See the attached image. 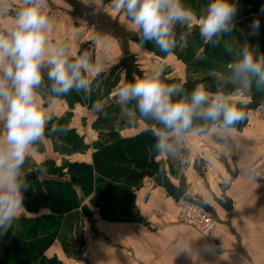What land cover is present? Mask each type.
I'll list each match as a JSON object with an SVG mask.
<instances>
[{
  "label": "crops",
  "instance_id": "obj_1",
  "mask_svg": "<svg viewBox=\"0 0 264 264\" xmlns=\"http://www.w3.org/2000/svg\"><path fill=\"white\" fill-rule=\"evenodd\" d=\"M48 1L60 17L57 20L50 18L49 44L63 41L70 45L73 56L84 47L93 59L104 60L105 70L92 77L95 88L91 86L92 90L97 88L102 92V84L111 77H119L122 82L124 75L111 74L110 69L125 53L136 55L134 48L138 42L126 17L113 10L110 0ZM5 2L12 8L6 16H0V32L10 29L11 15L19 6V1ZM50 85L45 77L37 92L43 106L50 110L52 119L46 125L44 137L36 142L42 151L34 148L35 151L26 157L22 168L24 174L35 173L47 162L57 167L64 163L91 165L93 146L100 140L99 130L94 126L99 113L90 108L89 94L75 91L63 97L56 96L50 92ZM247 114L244 125L229 133L231 139L227 142V150L233 153L230 158L223 155L226 150L224 142L198 135L186 138L182 154L185 163L181 164L178 158L158 155L155 158V162L164 163L169 175H172L171 168L183 172L190 195L200 197L210 205L212 212L209 215L215 228L209 239L180 220L179 203H174L163 189L156 186L143 188L147 179L144 178L139 189L133 190V207L146 226L128 221L107 222L101 219L98 210L89 206V198H86L81 207L62 216L63 229L66 230L57 234L45 256L54 257L62 264H264V175L257 180L246 176L243 171L246 162L252 165L264 154V111ZM66 115L69 116L66 130L80 139L84 148L74 150L64 145L59 153L55 151L59 143L55 144L49 131L54 125L52 120ZM119 129L116 128L121 138H130L147 128L137 127L131 130L132 133L123 131L124 127ZM225 165L231 171H237V175L230 177ZM38 177L53 178L47 175ZM169 181L174 184L171 179ZM223 191L231 201L230 212L213 202V198H219ZM48 214V209L28 212L23 205L9 229L0 231V245L6 244L7 234L14 232L21 218L33 219ZM78 253L81 259H78Z\"/></svg>",
  "mask_w": 264,
  "mask_h": 264
},
{
  "label": "clouds",
  "instance_id": "obj_2",
  "mask_svg": "<svg viewBox=\"0 0 264 264\" xmlns=\"http://www.w3.org/2000/svg\"><path fill=\"white\" fill-rule=\"evenodd\" d=\"M113 10L126 17L139 41L154 42L164 53L171 54L177 46V24L189 23L194 15L183 0H110ZM47 0H19L11 15L8 31L0 32V231H7L23 208L24 191L28 189L22 171L26 157L35 151L34 144L45 135L52 119L44 107L37 89L46 77L50 92L56 96L70 91L88 93L92 77L105 70L102 58L93 59L88 51L72 55L71 47L63 41L49 44L47 34L50 17ZM12 8L0 0V16ZM236 0H208L199 17V33L206 42L219 43L222 35L233 33L237 14ZM264 13V5L261 6ZM259 18L253 19L249 35L257 34ZM186 43V34L179 35ZM99 42V38L97 40ZM232 59L229 75L217 76L216 91L204 83L190 92L181 85L168 84L161 79L159 68L142 75H133L121 82L116 93L123 105L122 115L133 122L139 118L151 121L153 150L161 158H183L186 138L191 135L211 136L225 143V158L229 133L245 118V113L233 102V95L221 84H230L240 95H248L253 85L264 89V52L253 47L247 39L237 48H229ZM130 103L133 105L129 107ZM99 102L93 109L101 110ZM138 114V115H137ZM56 128L53 126L52 131ZM63 131V129H61ZM246 176H260L256 166L246 162Z\"/></svg>",
  "mask_w": 264,
  "mask_h": 264
},
{
  "label": "trees",
  "instance_id": "obj_3",
  "mask_svg": "<svg viewBox=\"0 0 264 264\" xmlns=\"http://www.w3.org/2000/svg\"><path fill=\"white\" fill-rule=\"evenodd\" d=\"M192 1L183 0V3L193 12V9L199 10L197 14L202 13L207 7L208 0H202L205 2L194 0L196 8H192ZM262 5H264V0H237L238 11L233 33L222 35L219 43L215 45L201 41L202 48H206V55L198 61H194V49L191 45L195 44L196 39L199 40V38L193 33H184L186 34V43H183L184 47L178 55V60L183 62L187 71L191 69L196 73H204L201 80L189 81L181 85L186 92H190L199 83H204L208 88L213 85L218 86L220 82L217 76L219 74L228 76L227 65L234 59L228 49L239 47L243 40L247 39L253 47L260 46L259 51L264 52V21L262 25L260 24L256 35H249V26L253 19H256L258 14H264L259 11ZM180 34L177 33V40H179ZM135 40L138 41L137 37ZM82 50L87 51L82 47L79 53L83 52ZM111 74H115V72H111ZM119 82V77L108 78L102 84V86L104 85L102 92L97 88L95 91L92 90V88L95 89L93 85L88 92L90 108H93L97 97L100 98L98 99L99 103L107 99ZM174 83L168 82V84ZM221 86L226 92L232 93L229 84H221ZM251 91L264 96L262 92L256 91L254 88ZM70 92L67 94H71ZM79 94L85 95L83 91H79ZM118 107V105L103 106L102 110L98 112L94 126L99 130L100 140L93 146L91 165L64 163L57 167L54 163L47 162L33 173L34 177L31 180H25L28 187L24 191L23 205L25 209L32 213L48 209L49 214L38 218H21L19 220L14 232L7 234L6 244L0 245V264H62L54 257L47 258L45 252L62 228L63 215L75 211L81 207L84 199L89 198V206L98 210L101 219L107 222L127 221L133 217L135 211L133 190L142 185L146 178L145 172L150 169L158 177L163 178L158 170L161 167L158 165L159 162L155 163L157 155L153 150L154 137L150 131L152 122L145 131L130 138H121L117 130L114 129V125L118 121H115L113 115L115 113L116 116ZM68 120V115L61 120H52L56 130L52 131L53 126L50 127V134L62 143L55 146V151L59 153L63 151L64 145H69L74 150L84 148L81 140L66 130ZM110 123H112V127ZM244 123L241 120L233 128L237 129ZM108 127L110 129H104ZM33 147L38 152L42 151L41 145L37 143ZM39 175L53 178L39 179ZM82 209L88 212L85 206H82ZM11 239H14L18 244H10Z\"/></svg>",
  "mask_w": 264,
  "mask_h": 264
},
{
  "label": "rangeland",
  "instance_id": "obj_4",
  "mask_svg": "<svg viewBox=\"0 0 264 264\" xmlns=\"http://www.w3.org/2000/svg\"><path fill=\"white\" fill-rule=\"evenodd\" d=\"M200 2H205V1L200 0ZM192 3H193L192 8H196L194 0L192 1ZM193 10H194V12H193L194 15H193L191 21L189 23H186V24H177L175 27V31L177 33H186V34H189V33L192 34L193 33V35H196L199 38V40L196 39L195 44L191 45L192 48L194 49V52H193L194 56H195L194 61H198V59L203 58V56L206 55V53H205L206 48L203 49L201 46V41L204 42L205 40H204V38H202L200 36L199 27H198L199 17L203 14L204 11L202 13L197 14L199 10L198 11L195 9H193ZM257 18H259L260 24L262 25L263 21H264V14H258ZM183 47H184V44L181 43L179 40H177V46L171 51V54H167V53L162 52L155 45L154 42L153 43L152 42H144L143 46L141 47V46H139V41H138L137 45L134 48V51L136 52L137 65L139 66L140 70L143 71V73L150 72L154 69L159 68L161 70V73H162L161 79L165 83L172 81V82H175L174 84L183 85L184 83L189 82V81H198L199 79L201 80L202 77L204 76V73H201V72L196 73V72H193V70H191V69H188V71H187L183 62L181 60H178V55H179V53ZM258 48L261 49L260 46ZM227 69H228V65H227ZM225 77H227V76H225ZM195 83H198V82H195ZM230 86L232 88L231 94L233 95V102L236 104V106L239 107V106L244 105V104L249 102L248 95H240L232 87V85H230ZM118 88H116L117 90L115 89L116 91L115 90L112 91V94L109 98L102 101L103 106H110V105H118L119 106L116 110V116H115V113L113 115V117L115 118V121H119L114 125V129L117 128V130H118V128H120L119 130H123V127H124L123 131L128 130L130 133H132L131 130H136L137 127L138 128H141V127L149 128V124L151 123V121H145V120H141V119L137 118L133 122H129V120L122 115V109L123 108H121L122 107L121 104H118L119 102H118V99L116 96ZM252 88H254V90L260 91V92H262V94H264V89H257L255 87V85H253ZM209 90L210 91H216L217 86L213 85V86H211V88H209ZM98 99H100V98L97 97L95 102H98ZM132 106L133 105L130 103L129 107L131 108ZM247 115H249V114L246 113L245 116H247ZM57 120H59V119H57ZM243 121L245 122L246 119H243ZM138 122L140 124L139 126H137ZM111 124L112 123H110V125ZM120 124H121V127H119ZM112 126L113 125H111V127ZM115 126H116V128H115ZM104 129H110V127L104 128ZM127 134L128 133H125V135H127ZM54 139L57 143L62 144L61 141L58 140L57 138L54 137ZM158 165L161 166L160 169L158 168V170L160 171V173L163 176L162 179H166L168 181L171 179L174 182V184L176 185V181H177L176 178H177V174H178V172H177L178 169L174 170L171 168L172 175H169L170 171L165 170L164 163L159 162ZM173 167H175V166H173ZM168 170H169V168H168ZM134 194H135V192H134ZM188 195H189V197H192L190 195L189 190H188ZM61 230H63V233H64L66 228L63 229V225H62ZM61 243H62V241H61Z\"/></svg>",
  "mask_w": 264,
  "mask_h": 264
},
{
  "label": "water",
  "instance_id": "obj_5",
  "mask_svg": "<svg viewBox=\"0 0 264 264\" xmlns=\"http://www.w3.org/2000/svg\"><path fill=\"white\" fill-rule=\"evenodd\" d=\"M137 59L135 54L125 53L117 63L110 69V72H118L124 75L123 81L126 79H131L132 76L142 75L143 71L140 70L137 65ZM249 102L239 106L238 108L242 110L245 114L249 112H255L257 110L264 111V96L260 94L253 93L252 91L248 94ZM225 169L230 177H235L237 171H231L228 165H225ZM34 177L33 173H26L25 180H31ZM145 177L153 181L154 186L159 187L165 191V193L173 200L174 203H180L181 201L188 204H192L205 213L210 214L212 208L207 204L202 198L188 195V186L186 183V178L183 172L177 174V184L174 185L166 179L158 177L153 171L148 169L145 172ZM213 202L216 203L220 208L226 212L231 211V201L225 196L224 191L221 193L219 198L214 197ZM133 224H140L146 226V222L139 216L138 212L134 211L133 217L127 220ZM10 244H18L14 239L10 240ZM78 259H81L80 253H78Z\"/></svg>",
  "mask_w": 264,
  "mask_h": 264
},
{
  "label": "built area",
  "instance_id": "obj_6",
  "mask_svg": "<svg viewBox=\"0 0 264 264\" xmlns=\"http://www.w3.org/2000/svg\"><path fill=\"white\" fill-rule=\"evenodd\" d=\"M14 1H19V0H14ZM46 8L48 11V15L51 19L57 20L60 18L59 15L54 13L51 4L49 3L48 0H47ZM252 165L256 166L257 170L259 171L260 176L259 178H257V180H260L264 175V154L258 161H256ZM153 186H154L153 181L149 179L144 181L142 185L143 188L153 187ZM179 209H180V220L183 223L193 227L204 238L209 239L211 237L212 232L215 228V223L209 214L205 213L200 208L183 201L179 203Z\"/></svg>",
  "mask_w": 264,
  "mask_h": 264
}]
</instances>
